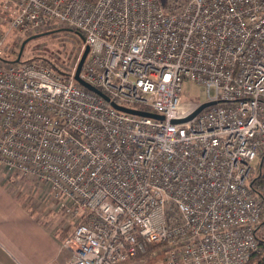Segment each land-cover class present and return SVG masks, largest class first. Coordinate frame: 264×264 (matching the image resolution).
Here are the masks:
<instances>
[{
  "label": "built area",
  "instance_id": "1",
  "mask_svg": "<svg viewBox=\"0 0 264 264\" xmlns=\"http://www.w3.org/2000/svg\"><path fill=\"white\" fill-rule=\"evenodd\" d=\"M2 12L23 35L56 23L82 35L69 73L9 60L0 36V169L72 219L66 264L149 250L167 264H248L260 252L264 0H3ZM87 47L80 77L103 95L76 79ZM187 80L213 104L175 123L198 107L183 110Z\"/></svg>",
  "mask_w": 264,
  "mask_h": 264
},
{
  "label": "crops",
  "instance_id": "2",
  "mask_svg": "<svg viewBox=\"0 0 264 264\" xmlns=\"http://www.w3.org/2000/svg\"><path fill=\"white\" fill-rule=\"evenodd\" d=\"M0 169V264H66L63 248L72 236V219L41 202L42 196L13 189ZM64 238V239H63Z\"/></svg>",
  "mask_w": 264,
  "mask_h": 264
},
{
  "label": "rangeland",
  "instance_id": "3",
  "mask_svg": "<svg viewBox=\"0 0 264 264\" xmlns=\"http://www.w3.org/2000/svg\"><path fill=\"white\" fill-rule=\"evenodd\" d=\"M2 11L3 0H0V36L6 39V57L14 61L18 57L23 41L31 35H23L16 30H12L4 20ZM52 28L43 32L46 34L27 42L21 60L22 62L40 61L45 65L53 66L59 71L69 73L75 67L80 56L82 35L74 33L73 29L66 24L56 23L52 25ZM211 94H215L214 88L211 89ZM207 101L208 93L206 87L195 84L192 81H185L182 93L183 110H194L197 106ZM6 177L8 178L7 180L13 183V189H16L17 193L21 190L22 193L29 192L33 197L37 194L38 199H40L39 196H42L40 203L47 202L49 205L46 206H51L52 200L45 193H42L40 185L34 180ZM63 248L68 250L64 244ZM122 264H167L166 253L162 251L157 253L154 250H149L146 254Z\"/></svg>",
  "mask_w": 264,
  "mask_h": 264
},
{
  "label": "water",
  "instance_id": "4",
  "mask_svg": "<svg viewBox=\"0 0 264 264\" xmlns=\"http://www.w3.org/2000/svg\"><path fill=\"white\" fill-rule=\"evenodd\" d=\"M46 33H40V34H36V35H33V36H30L28 37L27 39H25L23 41V44L21 46V49H20V52L18 54V57L14 60V62L18 63V62H22V55H23V51H24V48L27 44L28 41H30L31 39H34V38H37V37H40L41 35H44ZM89 47L86 48L85 50V53L79 63V66H78V69H77V73H76V79L78 82H80L82 85H84L85 87L97 92V93H100L101 95H103L96 87L92 86L91 84L87 83L86 81H84L81 77H80V72H81V69H82V66L85 62V59L89 53ZM106 97V96H105ZM106 99H108V97H106ZM113 106L120 110V111H123V112H127V113H130V114H134V115H138V116H146V117H151V118H156V119H164V116L162 115H159V114H156V113H153V112H149V111H144V110H140V109H133V108H129V107H125V106H121V105H118L117 103L115 102H112ZM213 102H206V103H203L201 105H199L188 117L184 118V119H175L174 122L175 123H182V122H187L189 120H192L199 112H201L204 108H206L207 106H210L212 105Z\"/></svg>",
  "mask_w": 264,
  "mask_h": 264
},
{
  "label": "trees",
  "instance_id": "5",
  "mask_svg": "<svg viewBox=\"0 0 264 264\" xmlns=\"http://www.w3.org/2000/svg\"><path fill=\"white\" fill-rule=\"evenodd\" d=\"M50 67L54 68L51 65ZM251 187L255 195L264 202V154L260 157L259 165L251 180ZM256 234L260 244V252L256 253L248 264H264V219L258 225Z\"/></svg>",
  "mask_w": 264,
  "mask_h": 264
}]
</instances>
